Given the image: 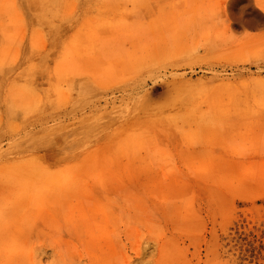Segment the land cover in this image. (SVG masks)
Instances as JSON below:
<instances>
[{"label": "rangeland", "instance_id": "374dc122", "mask_svg": "<svg viewBox=\"0 0 264 264\" xmlns=\"http://www.w3.org/2000/svg\"><path fill=\"white\" fill-rule=\"evenodd\" d=\"M42 12L0 0V264H264V0Z\"/></svg>", "mask_w": 264, "mask_h": 264}, {"label": "bare ground", "instance_id": "6f19581e", "mask_svg": "<svg viewBox=\"0 0 264 264\" xmlns=\"http://www.w3.org/2000/svg\"><path fill=\"white\" fill-rule=\"evenodd\" d=\"M61 2H63V0H18V5L20 9L22 10V13L36 20V16L43 13L42 12L43 9H52L56 7L58 4H60ZM13 174L14 176H16V175H19L20 173L19 171H15L13 172ZM13 178L15 177H12V180H14Z\"/></svg>", "mask_w": 264, "mask_h": 264}]
</instances>
